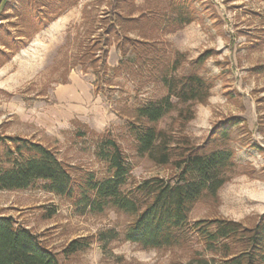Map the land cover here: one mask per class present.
Listing matches in <instances>:
<instances>
[{
  "label": "rangeland",
  "instance_id": "1",
  "mask_svg": "<svg viewBox=\"0 0 264 264\" xmlns=\"http://www.w3.org/2000/svg\"><path fill=\"white\" fill-rule=\"evenodd\" d=\"M0 8V139L17 137L50 149L75 178L81 172L103 176L94 152L101 135L115 138L131 168L128 183L168 178L170 164L157 166L138 156L127 133L135 107L167 94L159 78L174 60L173 75L192 70L209 52L199 76L211 85L204 103L175 111L155 125L176 151L201 148L231 118L229 140L207 150L233 151V167L216 196H204L189 220H227L252 229L264 216V0H193L194 20L170 33L156 51L134 62L130 72L115 74L123 38L111 30L114 9L132 18L165 14L168 0H3ZM117 6V7H116ZM153 25L154 21H147ZM149 29V27L147 26ZM107 32L108 35H107ZM130 38H140L137 30ZM152 40V41H153ZM124 58H135L130 51ZM1 143V142H0ZM179 149V150H178ZM2 148L0 147V153ZM0 214L35 234L60 264H224L220 254L201 243L144 249L122 240L130 218L107 208L79 213L65 197L47 192L41 182L28 190H0ZM109 231L114 240L100 241ZM75 240L85 250L65 256Z\"/></svg>",
  "mask_w": 264,
  "mask_h": 264
},
{
  "label": "trees",
  "instance_id": "2",
  "mask_svg": "<svg viewBox=\"0 0 264 264\" xmlns=\"http://www.w3.org/2000/svg\"><path fill=\"white\" fill-rule=\"evenodd\" d=\"M192 3L193 0H168V16L162 14L154 18L152 15L150 19L144 16L132 18L130 14L123 15L122 11L114 9L110 29L121 33L123 38L117 46L121 60L113 72H130L136 59L156 51L163 43L158 38L153 40V36L173 32L192 22L195 12ZM147 21L154 23L150 26ZM133 30L140 33L141 39L148 36L152 39L138 41L130 38L128 31ZM129 51L135 58H124ZM208 56L209 52H205L195 58L192 70L183 76L173 75L179 66V61L174 60L169 70H164L157 79L167 94L160 100L135 107L133 119L127 125L137 155L147 157L157 166L170 164L175 171L170 177H150L140 183H128L131 168L117 141L109 134L101 135L94 152L103 164V176L97 177L88 171L81 172L78 178L50 149L12 137L0 139V190L24 191L41 182L47 192L70 200L79 213H101L110 208L127 215L131 220L125 227L122 240L144 249L180 247L196 240L205 251L219 253L224 264H264V216L252 229L227 220H189L193 205L204 196H216L227 180L226 172L233 167L232 150L223 147L207 150V144L228 141L229 129L240 120L236 117L229 119L203 147L184 151L173 149L165 133L155 127L178 106H182L178 117L187 122L191 116L185 117L182 108H189L194 102H205L211 85L196 70L204 65ZM118 238V234L109 231L100 241ZM87 247L86 241L75 240L69 243L63 254L69 256ZM0 264L60 263L56 254L42 245L35 234L13 218L0 214ZM201 264L208 263L201 261Z\"/></svg>",
  "mask_w": 264,
  "mask_h": 264
},
{
  "label": "crops",
  "instance_id": "3",
  "mask_svg": "<svg viewBox=\"0 0 264 264\" xmlns=\"http://www.w3.org/2000/svg\"><path fill=\"white\" fill-rule=\"evenodd\" d=\"M4 4V1L3 0H0V8L1 6Z\"/></svg>",
  "mask_w": 264,
  "mask_h": 264
}]
</instances>
